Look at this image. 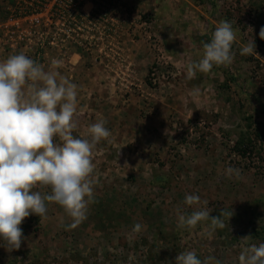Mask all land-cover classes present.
<instances>
[{"label": "rangeland", "instance_id": "obj_1", "mask_svg": "<svg viewBox=\"0 0 264 264\" xmlns=\"http://www.w3.org/2000/svg\"><path fill=\"white\" fill-rule=\"evenodd\" d=\"M15 2L0 0V62L24 53L48 70L62 60L57 70L78 85L73 135L99 120L112 135L93 150L87 219L69 228L63 208L48 202L45 218L23 221L31 228L18 250L0 240V264H175L185 250L239 264L242 247L264 242V0H119L113 15L70 37L16 17ZM221 20L237 34L233 63L187 79ZM251 39L258 55L241 56ZM241 142L252 143L245 157ZM228 166L241 178L225 176ZM187 194L200 203L185 205ZM205 207L212 217L234 214L211 236L209 221L177 228V208ZM135 223L145 227L131 234Z\"/></svg>", "mask_w": 264, "mask_h": 264}, {"label": "clouds", "instance_id": "obj_2", "mask_svg": "<svg viewBox=\"0 0 264 264\" xmlns=\"http://www.w3.org/2000/svg\"><path fill=\"white\" fill-rule=\"evenodd\" d=\"M259 37L264 40V27ZM236 31L228 20H221L211 33L210 42L202 41L198 61L186 68V78L197 73L211 72L213 67H228L235 57L232 51ZM241 56H256L253 39L240 49ZM62 60L53 59L48 70L24 53L9 56L0 62V240L7 251L18 250L24 239L22 223L30 215L40 220L47 215V203L61 206L71 219L69 228H76L87 219L93 202L96 179L93 175V150L112 135L99 120L87 128L85 137L73 135L78 127V85L57 70ZM198 95L199 89H193ZM228 178H241V169L228 166ZM200 203V197L187 194L184 204ZM206 204L208 202H205ZM207 207L184 213L177 208V228L194 229L200 222L209 221L211 236L225 227L232 210H222L210 216ZM145 226L135 223L131 234ZM251 235L241 238L248 241ZM221 264L215 257L198 258L194 250L178 253L175 264ZM239 264H264V242L242 247Z\"/></svg>", "mask_w": 264, "mask_h": 264}, {"label": "built area", "instance_id": "obj_3", "mask_svg": "<svg viewBox=\"0 0 264 264\" xmlns=\"http://www.w3.org/2000/svg\"><path fill=\"white\" fill-rule=\"evenodd\" d=\"M119 0H16L13 14L19 18L44 19L49 23V29L55 36H74L82 31L84 22H99L108 14L116 12L114 7ZM102 7L101 9L99 7ZM87 5L93 6V11L86 14ZM97 11L96 15H93ZM114 10V11H112Z\"/></svg>", "mask_w": 264, "mask_h": 264}, {"label": "trees", "instance_id": "obj_4", "mask_svg": "<svg viewBox=\"0 0 264 264\" xmlns=\"http://www.w3.org/2000/svg\"><path fill=\"white\" fill-rule=\"evenodd\" d=\"M99 7H100V4H99ZM102 7H100V8H98V9H101ZM97 11L98 10H96L95 12H94V14L93 15H96L97 14ZM241 146H238L237 148H236V150L238 151V153L241 155V156H246L247 154H248V151H252L251 150V145H252V143L250 142V147L247 145V144H245L244 142H241V144H240ZM21 227H22V230H23V236H25L26 235V233H27V231L31 228V226L29 225V224H23V225H21Z\"/></svg>", "mask_w": 264, "mask_h": 264}]
</instances>
